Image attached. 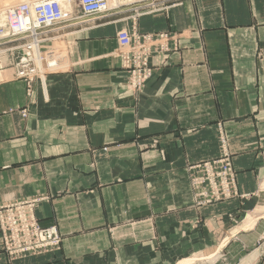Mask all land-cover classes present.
<instances>
[{
    "label": "crops",
    "instance_id": "obj_1",
    "mask_svg": "<svg viewBox=\"0 0 264 264\" xmlns=\"http://www.w3.org/2000/svg\"><path fill=\"white\" fill-rule=\"evenodd\" d=\"M150 2L62 25L66 54L30 95L6 56L0 205L48 196L34 214L61 244L11 259L0 236V264H264L252 248L264 216L241 227L264 205V0ZM120 29L179 33L138 92L125 85ZM218 123L239 195L200 206L188 169L219 156Z\"/></svg>",
    "mask_w": 264,
    "mask_h": 264
},
{
    "label": "built area",
    "instance_id": "obj_2",
    "mask_svg": "<svg viewBox=\"0 0 264 264\" xmlns=\"http://www.w3.org/2000/svg\"><path fill=\"white\" fill-rule=\"evenodd\" d=\"M118 1L77 0V7L82 16H93L126 2ZM133 1L153 3L152 0ZM74 16L71 0L0 3V45H6L8 49L4 51L15 55L11 64L12 77L25 82L27 95L31 93L34 79L55 70L61 56L66 54V34H62L61 27H56L73 20ZM115 37L121 67L128 74L126 88L138 92L152 75L151 57L155 54L167 55L176 50L179 33H139L136 29H120ZM58 43L66 45L64 50ZM20 114L25 116V111L21 110ZM216 132L219 156L191 165L188 169L190 189L196 204L200 206L239 195L228 138L221 123L217 124ZM46 199V195H35L0 205L1 244L11 259L53 252L60 248L61 235L58 229L53 225L41 226L34 214L38 203Z\"/></svg>",
    "mask_w": 264,
    "mask_h": 264
},
{
    "label": "rangeland",
    "instance_id": "obj_3",
    "mask_svg": "<svg viewBox=\"0 0 264 264\" xmlns=\"http://www.w3.org/2000/svg\"><path fill=\"white\" fill-rule=\"evenodd\" d=\"M19 1H23V0H17V1H14V3L15 2H19ZM109 1L112 2L114 0H109ZM3 2L6 3V4L9 3V1L6 2V0H0V3H3ZM71 10H73V13L75 14V16L73 17V20H68V21H66L63 24L58 25L56 28L59 29L62 25L66 24V23H75V22L77 23V22H80L82 20H86L88 18H95L97 16H100V15L106 13V12H103V13H99V14H96V15H93V16H82L81 13L79 12L78 7H77V0H71ZM82 17H83V19H82ZM62 34H66V36H65L64 39H67V33L66 32H63ZM58 44L60 46V43H58ZM6 49H8V47L6 45H0V51L1 50H6ZM13 53L14 52H12V54ZM10 55H11V53L9 51H7V53L5 54V56H7V57L10 56ZM14 57H15V55H14ZM4 68H6V67H4ZM260 215L264 216V205H262L260 207H257L256 208V212L254 214H253V212H249L247 214V216H246L245 221L243 222V224H241V227L244 228V229L251 228L253 226L254 222L256 221V218L258 216H260ZM250 244L253 245L254 243L253 242H250ZM252 248H259L260 253H264V239H262L260 241H256L255 244H254V246ZM212 257H214V259H215V256H212ZM212 257L209 259L211 262L213 261V258ZM190 261L191 260L187 259L185 261V263H189Z\"/></svg>",
    "mask_w": 264,
    "mask_h": 264
},
{
    "label": "bare ground",
    "instance_id": "obj_4",
    "mask_svg": "<svg viewBox=\"0 0 264 264\" xmlns=\"http://www.w3.org/2000/svg\"><path fill=\"white\" fill-rule=\"evenodd\" d=\"M8 1H10V0H8ZM14 1H17V0H12L11 3H14ZM6 53H7V51H4V50H1L0 51V69L4 68V66H5V63H6V56H5V54Z\"/></svg>",
    "mask_w": 264,
    "mask_h": 264
}]
</instances>
